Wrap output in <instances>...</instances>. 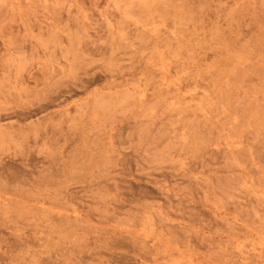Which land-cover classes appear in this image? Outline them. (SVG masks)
I'll return each instance as SVG.
<instances>
[{
    "label": "rangeland",
    "instance_id": "374dc122",
    "mask_svg": "<svg viewBox=\"0 0 264 264\" xmlns=\"http://www.w3.org/2000/svg\"><path fill=\"white\" fill-rule=\"evenodd\" d=\"M0 264H264V0H0Z\"/></svg>",
    "mask_w": 264,
    "mask_h": 264
}]
</instances>
